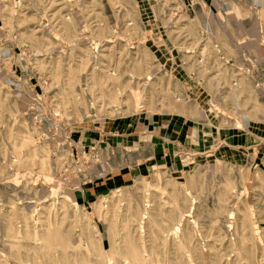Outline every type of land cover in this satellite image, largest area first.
<instances>
[{
  "label": "rangeland",
  "instance_id": "1",
  "mask_svg": "<svg viewBox=\"0 0 264 264\" xmlns=\"http://www.w3.org/2000/svg\"><path fill=\"white\" fill-rule=\"evenodd\" d=\"M0 264H264V0H0Z\"/></svg>",
  "mask_w": 264,
  "mask_h": 264
},
{
  "label": "crops",
  "instance_id": "2",
  "mask_svg": "<svg viewBox=\"0 0 264 264\" xmlns=\"http://www.w3.org/2000/svg\"><path fill=\"white\" fill-rule=\"evenodd\" d=\"M169 124H170V123H169ZM234 124H235V123H233L232 125H234ZM162 128H164V127H161V128L159 127L158 130H159V129L162 130ZM162 134H163V130H162Z\"/></svg>",
  "mask_w": 264,
  "mask_h": 264
}]
</instances>
